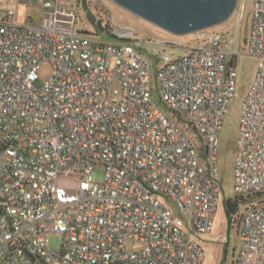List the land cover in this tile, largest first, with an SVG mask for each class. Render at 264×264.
I'll list each match as a JSON object with an SVG mask.
<instances>
[{"label":"built area","instance_id":"1","mask_svg":"<svg viewBox=\"0 0 264 264\" xmlns=\"http://www.w3.org/2000/svg\"><path fill=\"white\" fill-rule=\"evenodd\" d=\"M21 4L36 9L24 21ZM76 17L64 0H0V264H203L198 237L221 199L219 134L244 53L258 71L234 189L253 198L233 214V264H264V0H253L243 48L226 26L156 37L113 24L109 40Z\"/></svg>","mask_w":264,"mask_h":264},{"label":"rangeland","instance_id":"2","mask_svg":"<svg viewBox=\"0 0 264 264\" xmlns=\"http://www.w3.org/2000/svg\"><path fill=\"white\" fill-rule=\"evenodd\" d=\"M64 1L76 10V26L78 28L89 30L92 33H99L105 39L112 40V37H110L109 33H105L104 30L102 32L99 31L98 24H96L98 18L104 22L108 20L112 21V25L132 27L137 34L160 37L164 33L163 29L134 15L132 12L117 5L113 0H90L91 7L88 2L89 9L96 16L95 23L91 22L89 13L82 6L81 0ZM252 5L253 0H237L233 11H236L235 15L229 21L218 24L219 27H230L233 36L240 37V46L242 48L246 46L245 38L250 26ZM35 11V8L25 7L21 4L18 10L19 20L24 21L26 13H35ZM202 31H197L189 35L198 37L202 35ZM201 42H203L202 38L194 39L188 46H195ZM182 52L183 50H178L175 51V54ZM236 66L239 73L237 78V91L219 134L218 161L220 165L222 195L214 216L212 231L198 237V241L202 244L206 253L203 264H233L241 246V218L239 217L237 222L235 220L232 222V218L227 211L226 200L236 195L234 189V161L239 136L241 109L244 97L254 83L258 71V59L254 55L244 53L237 58ZM153 69L155 71V66ZM50 72L51 66L49 64L43 65L40 69L38 83H42ZM155 100L159 102L157 92L155 93ZM104 175L105 171L101 164L92 173L93 180L96 182H102ZM241 207L244 208L243 205ZM61 241L62 237L59 232H53L49 237V245L52 248H59Z\"/></svg>","mask_w":264,"mask_h":264},{"label":"water","instance_id":"3","mask_svg":"<svg viewBox=\"0 0 264 264\" xmlns=\"http://www.w3.org/2000/svg\"><path fill=\"white\" fill-rule=\"evenodd\" d=\"M92 23L96 16L88 0H81ZM117 5L155 26L177 35L191 34L225 22L237 0H113ZM113 38V36L110 35ZM226 200L228 213L234 208Z\"/></svg>","mask_w":264,"mask_h":264},{"label":"trees","instance_id":"4","mask_svg":"<svg viewBox=\"0 0 264 264\" xmlns=\"http://www.w3.org/2000/svg\"><path fill=\"white\" fill-rule=\"evenodd\" d=\"M88 2L90 5V3H91L90 0H88ZM90 7H91V5H90ZM96 24H98V29L100 32H102V30H104L105 33H109L111 36H113L112 35V29H113L112 21L108 20L107 22H104L100 18H98ZM84 30L89 32V30H86V29H84ZM95 34H99V33L95 32ZM252 198H253V196H251V195H248V196L235 195L234 197L228 198L231 200V202L234 206L233 212L231 214H229L231 216V218H233V214L236 212V210L238 209V207L240 205L245 204L247 201H249ZM232 222H233V220H232ZM236 222H237V220H236Z\"/></svg>","mask_w":264,"mask_h":264},{"label":"flooded vegetation","instance_id":"5","mask_svg":"<svg viewBox=\"0 0 264 264\" xmlns=\"http://www.w3.org/2000/svg\"><path fill=\"white\" fill-rule=\"evenodd\" d=\"M231 206H233V204H232V202H231V204H230ZM233 208H234V206H233ZM231 214V213H230Z\"/></svg>","mask_w":264,"mask_h":264}]
</instances>
